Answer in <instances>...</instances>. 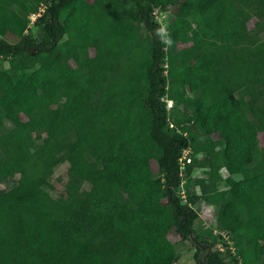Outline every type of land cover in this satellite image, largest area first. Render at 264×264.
I'll return each instance as SVG.
<instances>
[{"label": "trees", "instance_id": "trees-1", "mask_svg": "<svg viewBox=\"0 0 264 264\" xmlns=\"http://www.w3.org/2000/svg\"><path fill=\"white\" fill-rule=\"evenodd\" d=\"M263 91L264 0H0V264H264Z\"/></svg>", "mask_w": 264, "mask_h": 264}, {"label": "rangeland", "instance_id": "rangeland-1", "mask_svg": "<svg viewBox=\"0 0 264 264\" xmlns=\"http://www.w3.org/2000/svg\"><path fill=\"white\" fill-rule=\"evenodd\" d=\"M42 7H40V12L42 11ZM38 12H33L29 15V24L26 29V33H29L31 35H35V26L33 25L34 20L37 18ZM157 21L160 22V18L157 17ZM250 25V29H251ZM168 63L171 61L170 58L167 59ZM16 67L15 61L12 59H8L4 64L3 68L8 69H14ZM264 94V91H263ZM133 106H137L138 103L136 101H132ZM166 105H170V103L166 102ZM192 121L195 122L196 119L194 115H191ZM263 139V136H260ZM198 160L201 161V167L198 168H191L189 170V178L193 179L198 176H203L204 172L207 167V160L204 158V156L200 155L198 156ZM70 162H73L72 160ZM201 168V169H200ZM12 182L6 181L2 184H0V193L4 190L9 189L12 186ZM198 214V220L196 222L195 228L201 232L202 235L206 236L208 233L212 232V234H215L216 231L213 227V223L215 222V217L219 214H221V206L220 205H207L205 203H200L196 207H194ZM223 241L216 245L217 249H221V251H225V249H228L231 253H234V247L231 239L229 236H225L222 233ZM168 239L171 241V243L174 245L175 252L178 256V260L175 262V264H196L193 257L196 252V247L198 246L197 241H181L179 237L174 233L170 232L168 234ZM194 240V239H193ZM201 255L200 257L203 258L205 255V250L201 249Z\"/></svg>", "mask_w": 264, "mask_h": 264}, {"label": "built area", "instance_id": "built-area-1", "mask_svg": "<svg viewBox=\"0 0 264 264\" xmlns=\"http://www.w3.org/2000/svg\"><path fill=\"white\" fill-rule=\"evenodd\" d=\"M166 102L170 103V105H168V108H169L171 106V101H166ZM187 154H188V151H185L184 154H183V156H182V158L179 160L180 171H184L186 165L190 163V159L187 157Z\"/></svg>", "mask_w": 264, "mask_h": 264}]
</instances>
